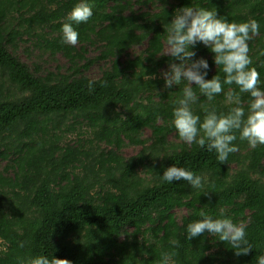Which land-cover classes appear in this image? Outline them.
Returning <instances> with one entry per match:
<instances>
[{
    "label": "trees",
    "instance_id": "trees-1",
    "mask_svg": "<svg viewBox=\"0 0 264 264\" xmlns=\"http://www.w3.org/2000/svg\"><path fill=\"white\" fill-rule=\"evenodd\" d=\"M76 2L0 0V159L6 162L0 169V264H24L40 254L72 264H159L166 251H174L176 264H256L264 252V145L253 148L238 138V151L220 163L214 152L182 142L170 124L180 86L166 88L159 77L179 61L157 55L177 9L215 8L230 21L260 23L248 44L250 67L264 81V0H144L138 7L136 0H92L93 15L73 24L79 37L70 45L61 25ZM29 38L65 57L67 70L42 73L21 61L18 43ZM141 45V53L129 58ZM86 46H97L98 56L86 58ZM191 50L189 62L208 61L207 78H223L203 44ZM95 60L108 66L91 79L85 71ZM90 80L96 81L91 92ZM197 93L194 108L201 117L202 105L228 111L223 92L211 102ZM241 99L247 111L248 93ZM74 126L87 128L88 147L81 139L63 143ZM126 145L142 149L124 158L119 149ZM172 164L208 182L202 190L183 180L161 182ZM203 207L242 221L253 249L236 256L207 233L186 240V224L199 219ZM182 208L186 214L177 219L174 210ZM173 238L180 241L175 249Z\"/></svg>",
    "mask_w": 264,
    "mask_h": 264
},
{
    "label": "clouds",
    "instance_id": "clouds-1",
    "mask_svg": "<svg viewBox=\"0 0 264 264\" xmlns=\"http://www.w3.org/2000/svg\"><path fill=\"white\" fill-rule=\"evenodd\" d=\"M143 2L144 0H136V6ZM92 15V0H77L66 14V22L61 25L63 42L77 44L79 33L73 24L87 22ZM166 25L163 35L166 48L157 56L166 55L179 61L169 63L167 70L162 73L166 88L180 86V94L172 101L174 107L170 121L179 139L187 145L195 144L214 152L220 163H224L229 154L238 151V146L233 143L238 138L247 141L253 148L264 145V87H260L264 81H261L257 69L250 67L252 59L248 44L252 36L259 34L260 23L256 19L230 21L225 16H218L215 8L187 6L177 9L171 22ZM197 43L203 44L212 53L213 63L219 67L223 78L220 74L207 78L209 64L203 58L189 62V58L195 55L191 49ZM148 55L150 54L144 53L145 57ZM144 77L147 80L154 78L148 75ZM95 83L94 80L88 81L90 92ZM233 84L236 89L224 91V85ZM197 89L208 102L223 92L224 102L229 105L228 111L218 112L215 105H202L201 117L194 108L199 100ZM242 93H248L250 97L247 111L241 106ZM159 180L165 183L183 180L197 190H202L208 182L202 174L176 164L165 168L162 175H159ZM197 215L199 219L190 220L185 226L186 240L207 233L215 240L226 243L236 256L247 255L253 249L242 221L234 222L223 213L213 216L204 207L199 209ZM169 244L175 249L180 246V241L173 238ZM174 257V251L163 252L159 264H176ZM255 260L256 264H264V252H260ZM24 264L72 262L40 254L27 258Z\"/></svg>",
    "mask_w": 264,
    "mask_h": 264
},
{
    "label": "rangeland",
    "instance_id": "rangeland-1",
    "mask_svg": "<svg viewBox=\"0 0 264 264\" xmlns=\"http://www.w3.org/2000/svg\"><path fill=\"white\" fill-rule=\"evenodd\" d=\"M35 43L36 40L34 38H29L28 40L18 43L16 54L21 61H24L28 65H31L33 67L37 66L42 73H46L48 71L65 72L67 70L68 63L65 57H63L60 53L52 56L48 50L37 48L36 46H34ZM144 47L145 45L134 47L129 51L128 57L133 58L139 55ZM165 48L166 45L164 46V49ZM86 49L87 52L85 54V57L88 59H94L99 54V48L97 46H86ZM125 58L126 57H122L121 60L123 61ZM107 66L108 65L104 64L103 62L95 60L94 63L89 66L88 70L85 71V74L89 78L95 79L99 77V75L101 74V70H103V68ZM166 69L167 68H162L161 72L159 73L160 78L163 77L162 73L166 71ZM86 130L87 128L84 126H74L73 131H71L70 133H66V136L63 135V143L79 144L78 139H81L82 144L88 147L90 145L89 140L91 139V136ZM79 133H81V135H78ZM149 135V130L144 129L143 137H148ZM168 139L173 143L176 142V139H174L172 135H169ZM141 149L142 147L139 145H126L119 149V154H121L124 158L135 157L140 153ZM5 164L6 162L0 159V169H2ZM174 214L176 218L179 219L181 216L186 214V209H175Z\"/></svg>",
    "mask_w": 264,
    "mask_h": 264
}]
</instances>
